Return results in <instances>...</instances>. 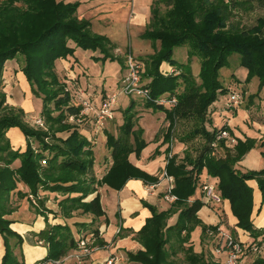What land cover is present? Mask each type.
<instances>
[{
	"label": "trees",
	"instance_id": "trees-1",
	"mask_svg": "<svg viewBox=\"0 0 264 264\" xmlns=\"http://www.w3.org/2000/svg\"><path fill=\"white\" fill-rule=\"evenodd\" d=\"M258 1L264 3V0ZM153 3L152 19L142 38L152 42L156 51L143 59H135L144 63L143 82L148 81L145 87L149 89L150 100H143L144 108L163 112L169 122L164 138L169 144L164 172L174 179L171 195L177 200L163 212L142 202L152 212L143 227L133 233V239L143 250L127 255L136 264H216L213 251L206 254L202 249L198 252L192 238V232L198 227L202 229V244L206 237L219 231V226L204 224L198 216L205 207L202 196V187L207 182L203 180L205 172L219 181L214 184L217 193L230 202L237 227L254 238L264 234V229H257L252 220L254 194L248 183L257 181L264 195V169L244 171L236 167L257 142L248 138L228 148V141L221 140L214 147L218 135L223 131L232 134V129L227 124L214 126L208 118L209 109L221 96L228 94L221 81V71L228 66L231 56L239 55L240 66L248 70L245 82L251 83L257 77L259 91L264 90V17L249 29L231 22L235 11H252L253 0H155ZM162 6H165V12H162ZM79 8V2L60 0H0V236L5 247L1 264H24L16 250H21L23 257L25 240L11 228L14 221L8 218L15 212L12 196L20 183L30 192L18 190L19 198L29 197L30 201L34 197L42 206L45 200H41V191L61 196L56 214L63 222L51 224L45 216L46 228L36 234L38 241L48 247V254L43 258L46 261L62 259L78 249L79 239L66 222L75 214L95 217L91 224L75 225L80 237L94 234L97 244L106 246L99 228L92 229L96 219L105 216L100 196L91 202L85 201L99 187L107 185L121 191L134 179L142 180L146 185L160 182L159 176L146 173L130 162L131 155L140 158L149 144L144 139L145 130L138 126L139 103L132 97L130 106L120 113L123 123L118 127V135L106 134L113 161L111 167L102 179L94 172V145L84 135L81 124L71 121V118L79 119L84 108L73 103L71 91L57 74V62L73 57L76 48L99 52L102 57L94 58L97 61L119 60L124 69L127 61L114 56L117 46L108 36L93 33L91 21L79 17ZM72 42L76 48L71 47ZM156 43L160 44L159 48ZM184 46L189 48L190 58L201 59L200 84L190 63L178 65L173 58L174 50ZM20 56L23 57L22 72L32 94L42 101L40 116L44 127L25 120L23 109L7 105L4 92L6 64L21 61ZM164 63L176 66L180 75L161 72ZM163 97H176L178 103L173 108L158 103ZM104 101L102 99V105ZM187 122L193 123L194 128L177 140L184 146L185 157L177 153L170 157L176 126ZM12 128L21 129L25 135L27 147L24 152L14 150L7 138ZM197 138L203 139L204 143L199 155L194 156L188 143ZM217 147L224 151V156H216ZM18 160L21 165L15 169L14 163ZM44 211L48 213V210ZM219 211L217 209L218 214ZM174 217L175 221L170 224ZM254 263L264 264V259Z\"/></svg>",
	"mask_w": 264,
	"mask_h": 264
},
{
	"label": "crops",
	"instance_id": "crops-1",
	"mask_svg": "<svg viewBox=\"0 0 264 264\" xmlns=\"http://www.w3.org/2000/svg\"><path fill=\"white\" fill-rule=\"evenodd\" d=\"M65 3H71V2H79L80 8L78 10V15L81 19H88L92 23V31L94 32V29L97 30V34L106 35L110 38L112 41V38L108 35L107 29L111 28L115 23L119 15L120 11L109 9L110 3L107 2V0L103 2H97L96 5H92L93 0H85L82 2V0H60ZM119 1V0H117ZM126 2L125 0H122ZM155 0H152V4L150 7V14H144L141 13H135V8L138 6V8H141V3L138 4L137 0H127L128 4H131V13L129 15V22L128 26L133 27V31L141 30L142 28H146L147 25L151 22V9L153 6V2ZM101 5V6H100ZM120 10L124 13L125 9L122 7ZM116 13V16L114 15ZM122 13V14H123ZM131 27V29H132ZM145 32V31H144ZM113 44L117 46L116 49L122 50V48L127 47L126 44L120 45L116 41H112ZM152 45V44H151ZM71 47L76 48L75 44L72 42ZM81 49V48H80ZM91 51V50H89ZM78 52V48H76L75 54L73 57H69L65 60H59L57 62L56 70L57 74L60 76V74H64L65 76L69 77V80H71L74 77V68L76 67V64H80L78 62V57L76 56ZM93 54V52H91ZM149 56V55H148ZM93 58H101L102 54L99 52L94 53L92 55ZM74 61V62H72ZM6 71L4 76V82H5V89L4 92L7 94V105L8 107H14L17 109H23L26 113L31 114L35 113L36 116H40L43 105L42 101L38 98H36L31 91V87L22 72V61H10L6 64ZM172 66L170 64H163L161 66V72H165L164 70L168 71L170 70ZM194 73V71H193ZM200 73V72H199ZM196 76V74L194 73ZM199 76V74H197ZM80 79V78H79ZM67 80V81H69ZM244 81V78L241 79ZM91 89H88L85 92L86 94L88 92H91ZM82 93V92H81ZM84 93V94H85ZM251 100H249V103L242 105V107H238L234 112L231 114H228L227 119H224L222 114L220 112L215 111V114L218 113L219 117L223 120L224 124L230 125L232 129V136L233 141L238 143V141H245L248 139V133L245 131L243 132L241 130L240 124L241 122L238 120L239 116L245 115L246 118L248 116H251L252 122H249L250 120L246 121V124H248L250 127L251 125L254 126V122L259 121L264 123V121L256 120L254 118V108L251 104ZM100 105V103H99ZM102 105V104H101ZM214 106H217V102L214 104ZM218 107V106H217ZM256 110V109H255ZM257 113V111H256ZM118 110L117 107L115 108V112L113 113L114 119L112 120H106L105 125L108 124L113 126L115 131L111 130L110 128L107 129L104 125V129L102 131V135L98 138V141L104 149L106 148L109 152L110 150L107 147L106 141H107V132L113 133L115 136L118 135V127L123 123V118L118 117ZM214 114V115H215ZM263 114V113H262ZM120 115V114H119ZM161 121L166 122L167 126H169V122L166 120V114L163 112L160 115ZM159 120V122H160ZM213 123H215V118L213 117ZM158 126V125H156ZM93 127V133L83 130L84 135L88 138L90 142L94 145V150L96 147V139H95V132L97 129L96 124H92ZM107 129V130H106ZM156 129L154 127L153 131ZM145 130V129H144ZM152 131V132H153ZM23 132L19 128H12L7 133V138L9 139L12 147L14 150H21V152H24L26 150L25 147H27V139ZM146 134V130H145ZM167 134V132H166ZM160 135L157 132H155L154 139L146 140L148 142L147 148L142 152L140 158L136 157L135 154L130 156V162L140 168L142 171H145L146 173H149L154 176L160 177V182L158 185H146L142 180L134 179L128 181L123 189L121 191H117L115 189H112L109 186H103L99 187L98 191L93 194L92 196L88 197L85 201L91 202L97 195L100 196V200L102 203V208L104 211L105 216L96 219L95 224L96 227L100 230V237L101 239L106 242V246L101 248L100 250L96 251L93 255L90 256V258H87L84 260L83 264H104V261L110 256H113L115 258L116 264H136L129 260L128 253H136L138 250H143V247L138 241H135L133 239L134 235L133 233H136L139 231L143 225L145 224L146 220L149 219L152 216V212L145 208L143 206V201L150 203L151 205H154L159 212H163V210H167L170 208L172 202L168 201L166 196L167 188L170 185L169 181L164 177V168L167 163V156H166V150L169 147V144L164 141V138L166 136ZM100 135V134H99ZM145 136V135H144ZM153 144L154 150L151 149V145ZM180 145V144H179ZM236 146V144H235ZM179 150H176V147L174 149L173 154L177 153L178 155H181L182 147L179 146ZM233 148V147H228ZM219 150V149H218ZM219 156H224L225 153L221 149V151H218ZM182 156V155H181ZM113 161L111 158V162L109 165H107L105 168V173L101 176L98 174V179H102L109 168L111 167ZM245 163L241 162L237 164V168L242 170H251V167L243 166ZM21 163L20 161H16L14 163V168L18 169L20 167ZM97 167V160L94 167V171L96 172L98 169ZM246 167V168H245ZM245 168V169H244ZM207 178H203V180L210 183V180H214L218 184V180L211 178L210 176L206 175ZM212 183V182H211ZM249 185L253 189L254 194V204H253V215L252 220L254 222V225L257 229L262 230L264 229V195L259 190V186L257 181L251 180L248 182ZM213 184V183H212ZM19 190L23 193H29L30 190L27 186L22 183L19 184ZM199 197V194L196 195ZM41 200H45V205L47 210L49 211H43L42 209H37V216L30 220L28 218L27 220L23 221H14V224H12L11 228L18 232L20 235L23 236L25 242L22 246V260L27 262V264H35L43 258H46L48 254V247L44 244L39 245L40 240L36 234L40 233L42 230L46 228V217H48L50 223H61L63 220L59 215L56 214L58 211V201L61 199V196L56 193H48L41 191L40 192ZM26 200L25 203L29 204V197L24 198ZM53 203L52 208H48V204ZM31 204V203H30ZM56 207V208H54ZM216 209V210H215ZM212 209L210 206H205L201 209L198 216L200 220L207 225L211 226H219V228L230 231L226 222L229 223L230 226L233 227L232 234L233 236L240 237L243 241H248L252 239L249 236V233H246L245 231L241 230L237 227L238 221L237 218L233 215L230 202L228 200H224L222 204L217 206V208ZM217 209L220 210L219 214L217 213ZM44 212V213H40ZM46 216V217H45ZM95 217L93 215H82V214H75L73 218L66 219V222L70 225L71 229H73L74 234L77 239L80 238V234L78 233V229H76L75 225L80 223H86L91 224L94 221ZM176 217L172 218L169 223H173L175 221ZM34 221V223H32ZM95 226V225H94ZM197 229L201 230V227H198ZM118 230H121V233L118 234ZM31 235V236H30ZM33 235V236H32ZM211 236V234H210ZM26 237H34V240L30 239L27 240ZM209 237V236H208ZM212 238V237H211ZM196 248V247H195ZM211 250V249H210ZM76 250L70 251L68 254H73ZM212 251V250H211ZM5 254V248L2 241V237L0 236V264L2 262V258ZM251 256V254H249ZM247 256L242 264H247L246 260H248ZM215 261V259H214ZM67 264H77L75 259H72L68 261Z\"/></svg>",
	"mask_w": 264,
	"mask_h": 264
},
{
	"label": "rangeland",
	"instance_id": "rangeland-1",
	"mask_svg": "<svg viewBox=\"0 0 264 264\" xmlns=\"http://www.w3.org/2000/svg\"><path fill=\"white\" fill-rule=\"evenodd\" d=\"M85 0H82L84 2ZM103 2L105 0H93L92 5H96L97 2ZM122 3V0H107V2L110 3L109 9H114L120 11V15L116 20V23L109 29H107L108 35L112 38V41L118 42V44L122 45L123 42L126 44L127 47L122 48V50L116 49L114 52V56H119L125 58L126 61L129 55H132L134 58H142L147 57L148 55H152L155 53L156 48L154 45H151L152 42L145 40L142 38V35L146 28H142L141 30H136L135 32L133 31L132 26H128L129 22V15L131 13V4L127 2ZM152 0H137V3H141V8H138V6L135 8V13H141L143 12L144 14H150V7ZM254 3V9L252 11H244V10H238L235 11L234 17H232L231 22L235 23L236 25H239L242 28L249 29L252 28L253 25L257 23V20L261 17H264V3H261L258 0H253ZM101 6V5H100ZM125 9V12L123 13L120 8ZM162 12L166 11L165 6H162ZM123 13V14H122ZM116 16V13H114ZM132 27V29H131ZM97 28L94 29V32L97 34ZM159 48L160 44L156 43ZM93 52V54L91 53ZM189 48L187 46L181 47V48H176L174 50V55L173 58L176 59L178 65H185L190 63L191 70L194 71L196 74V81L198 84L201 83V80L197 74H200V66H201V59L198 57H193L190 58L188 55ZM94 51H84L80 48H78V52L76 56L78 57V62L80 64H76V67L74 68V77L69 80L68 76H65L64 74H60L61 79L64 83H66V86L68 90L71 91L72 96H73V103L77 105H82L81 101L84 99L90 100L91 103H93L94 110L90 111L88 115H83L80 116L81 120V128L85 131H88L93 133V127L92 124H96L97 122V116L96 113L99 112V109L102 104V99L106 100L108 97H112L114 95H117V107L118 113L120 114L122 110L128 108L131 104V97H128L124 95L122 92L121 88V81L126 75V69H124L120 63L119 60H115V62L112 61H103V60H95L92 55H94ZM21 61H23V57H19ZM74 62V61H72ZM75 63V62H74ZM128 62H126L127 64ZM168 64V63H165ZM172 68H176L172 67ZM166 71V70H164ZM193 73V74H194ZM248 77V70L242 66H240V56L239 55H233L229 58V64L226 68H224L221 71V81L224 83L225 87L228 89V94L225 96H221L220 100L217 102V106H212L209 109V119L213 121V117L215 118V123L214 126L221 127L224 124L223 120L219 117V114L216 113L215 111L220 112V114L225 117L224 119H227L226 117L234 112L238 107H242V105H245L249 103V100H251V104L253 105L254 108V118L256 120H261L264 121V90L259 91V84L260 82L258 81V78L255 77L252 79L250 82H245V80ZM80 78V79H79ZM244 78V81L241 79ZM69 80V81H67ZM146 83L148 81H145ZM5 84V82H4ZM88 89H91V92H88L87 94L83 91H86ZM82 92V93H81ZM85 93V94H84ZM232 95H237L241 98L242 103L236 107L231 103V97ZM136 101H138L139 106L137 107L138 110V115L140 117V120L138 121V126L142 127L143 129L146 130V134L144 138L148 141L150 139H154L155 137V132L158 131V133L162 136L166 134L168 130V126L166 122L161 121V113L162 112H153L152 110L144 108L145 101H143L139 97H132ZM100 103V105H99ZM114 108V110H115ZM256 109V110H255ZM257 111V113H256ZM26 113V112H25ZM263 113V114H262ZM118 114V117L121 118ZM215 114V115H214ZM41 116H36V114L31 113L28 114L26 113V119L30 124L35 125L36 119H38ZM251 116H248L246 118L245 115H241L238 117V120L241 122L239 128L246 133H248V138L255 140L256 146L248 151L247 154H245V157L241 160V162H244L243 166L251 167V170L259 171L261 169H264V123L255 121L252 127H250L248 124H246L247 120H250L249 122H252ZM160 120V122H159ZM97 125V124H96ZM105 125V123H104ZM158 125V126H156ZM205 126L211 128L209 124H206ZM107 129H111L112 131L116 128H114L111 125H105ZM154 127L156 129L153 131ZM177 129L174 133L173 136V141H174V149L176 147V150H179V146L182 147L183 150H181V155L182 158L185 157L184 155V146L179 145V138L182 135H185L188 133V131L192 130L193 123H178L177 124ZM104 129V126L102 128L97 127L96 132H95V139L97 141L96 147H95V159L97 160V171L95 172L99 176L103 175L105 173V167L110 164L111 158H110V152L102 146V144L99 143L98 138L102 135V131ZM106 129V130H107ZM153 131V132H152ZM100 134V135H99ZM230 138L226 139L227 146L228 147H234L235 144L237 145L238 143L233 141V136L230 134ZM225 140V139H224ZM204 140L201 138L195 139V141L188 143L189 145V150L191 154L194 156H198L200 147L203 145ZM151 149L154 150L153 144L151 145ZM218 151H221V149L218 147L216 149V156H219ZM181 158V159H182ZM239 162V163H241ZM238 164V163H237ZM236 164V166H237ZM245 167V168H246ZM244 168V169H245ZM207 173L205 172L203 175V178L206 177ZM217 184L216 181L210 180V183ZM211 183V184H212ZM19 190V189H18ZM17 190V191H18ZM168 190V189H166ZM17 191H15L13 197V208L15 209V212L12 216L8 217L11 218V220H16L18 221H23L27 220L30 218V220H33L37 216V209H42L47 210L46 205L42 206L39 205V201L32 197L30 199V203L27 204L25 203L26 200L23 198H19ZM53 203L48 204V208H52ZM207 206V205H205ZM42 207V208H41ZM56 208V207H54ZM217 208V206H216ZM49 212V211H48ZM227 220L225 219V223L227 224L229 228V232L233 231V227L229 225ZM34 223V221H32ZM54 224V223H51ZM97 224H95L94 227H96ZM215 227V226H214ZM232 233V232H231ZM202 231L199 229H195L192 232V238L194 239L195 247L196 250L199 252L203 249V251L207 254L209 250L211 249L212 251L215 249L216 244L219 241V238L213 234L209 237H206V240L204 244H202V238H201ZM31 236V235H30ZM33 236V235H32ZM250 236V235H249ZM2 237V236H1ZM212 237V238H211ZM238 237V236H237ZM252 238V241H254L255 245H257L260 249L259 252H252L251 250H248L247 256L251 254V256L248 257V260H246L247 264H255L257 260H263L264 259V234H262L261 237ZM27 240L32 239L34 240V237H26ZM240 238V237H239ZM3 241V238H2ZM4 244V242H3ZM5 248V247H4ZM16 253L19 255V259L22 260V256L20 255L21 250L17 249ZM214 257V254H213ZM244 258V259H245ZM215 259V257H214ZM243 259V261H244ZM216 262V261H215ZM25 264V262H24ZM27 264V262H26ZM216 264H218L216 262Z\"/></svg>",
	"mask_w": 264,
	"mask_h": 264
},
{
	"label": "built area",
	"instance_id": "built-area-1",
	"mask_svg": "<svg viewBox=\"0 0 264 264\" xmlns=\"http://www.w3.org/2000/svg\"><path fill=\"white\" fill-rule=\"evenodd\" d=\"M127 68H126V75L122 79L121 88L124 95L130 97H139L142 100H150L149 89L145 87V82H143V71H144V63L142 64L140 61L135 59L132 55H129L127 58ZM165 74H175L180 75L181 71L175 68H171L168 71L164 72ZM231 103L238 107L242 101L241 98L237 95H232ZM83 106L82 116L88 115L90 111L94 110L93 103L90 100L84 99L81 101ZM158 103L162 105H166L168 107L173 108L177 105L178 100L176 97L166 98L163 97L159 99ZM117 105V95L112 97H108L103 105L100 107L99 112L96 113L97 116V126L102 128L106 120L114 119L113 113L114 108ZM71 121L74 123H81L80 119L71 118ZM35 125L39 127H44V121L39 117L35 121ZM169 127V126H168ZM230 135L228 131H223L217 137V142L214 144V147L217 146V143L221 140L229 139ZM171 153L170 157L173 155V148H174V141L170 144ZM164 177L169 181L170 185L168 186V190L166 192L165 198H167L170 202H175L177 197L171 195V191L174 188V179L167 175V172H164ZM202 196L203 202L207 206H219L223 203L224 199L222 195L217 193L216 186L209 182H205L202 187ZM121 233V230H118V234ZM213 235V233L211 234ZM216 236L219 238L218 243L213 250V254L215 257V261L218 264H242L243 259L248 253V250L252 252H259L260 249L257 245H255L252 239L248 241H243L241 238L237 236H233V234L229 231H225L219 228L218 233ZM97 237L94 234L84 235L81 236L78 240L79 246L78 249L73 254H68L66 257L62 259H54V260H46V261H39L35 264H67L68 261L75 259L77 264H83L84 260L90 258L96 251L100 250L103 247H100L97 242ZM44 244L43 241L39 242V245ZM115 258L110 256V258L104 261V264H116Z\"/></svg>",
	"mask_w": 264,
	"mask_h": 264
}]
</instances>
